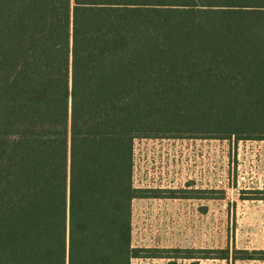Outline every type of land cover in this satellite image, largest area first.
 Masks as SVG:
<instances>
[{"label":"trees","instance_id":"trees-1","mask_svg":"<svg viewBox=\"0 0 264 264\" xmlns=\"http://www.w3.org/2000/svg\"><path fill=\"white\" fill-rule=\"evenodd\" d=\"M137 138L264 141V0H0V264L264 261L134 248Z\"/></svg>","mask_w":264,"mask_h":264},{"label":"rangeland","instance_id":"rangeland-1","mask_svg":"<svg viewBox=\"0 0 264 264\" xmlns=\"http://www.w3.org/2000/svg\"><path fill=\"white\" fill-rule=\"evenodd\" d=\"M207 184L222 187L223 199L192 206L191 213L205 219L185 224V250L225 249L264 251V200H251L264 192V142L243 143L229 163L208 175ZM221 193V192H220ZM218 194L221 197V194ZM182 230V223L180 224ZM181 235V233H180ZM188 247V248H187ZM181 250V249H179ZM180 264H264V261L179 260Z\"/></svg>","mask_w":264,"mask_h":264},{"label":"built area","instance_id":"built-area-1","mask_svg":"<svg viewBox=\"0 0 264 264\" xmlns=\"http://www.w3.org/2000/svg\"><path fill=\"white\" fill-rule=\"evenodd\" d=\"M221 141L187 138L135 139L133 144V186L136 190L152 194V196L142 199L148 200L147 208L158 207L159 210L164 205L165 195H169L170 192L177 189H188V185L194 187V185L207 183L210 180L206 166L210 163L207 153L211 150L221 151ZM156 193L162 195L156 197L154 196ZM151 218L152 215L146 216L145 226L148 225ZM145 231L146 228L142 233L144 234ZM133 247L141 249L134 245ZM131 264H158V262L153 258H137Z\"/></svg>","mask_w":264,"mask_h":264},{"label":"crops","instance_id":"crops-1","mask_svg":"<svg viewBox=\"0 0 264 264\" xmlns=\"http://www.w3.org/2000/svg\"><path fill=\"white\" fill-rule=\"evenodd\" d=\"M250 142H240L236 145L235 141H221V151L211 150L207 153L210 159V163L206 165L208 175L216 173L223 166L225 167L229 163L231 154L233 155L235 149L237 150L243 143ZM217 190H222V187H212V185L209 186L207 183L194 185V187L188 185V189H177L170 192L169 195H165L164 205L159 210L158 207L148 209V200H137L134 203L133 214V245L141 249L153 250L154 252L175 249L185 250L184 223H188L192 219L203 220L206 218L205 213L196 212L192 214V206H206L213 201L222 200L224 193L222 191H220L221 193L217 192ZM208 192L213 193V197L206 198L202 196V194ZM219 193L221 197L218 196ZM161 195V193L154 194L156 197ZM156 205L157 203L155 202ZM151 215V220L145 226L146 216ZM181 223L182 230H180ZM144 228H146V231L143 234ZM150 258H153L158 264H168L173 261V259L164 256Z\"/></svg>","mask_w":264,"mask_h":264}]
</instances>
